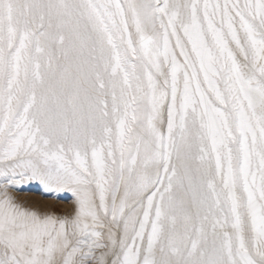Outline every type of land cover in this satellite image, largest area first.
Instances as JSON below:
<instances>
[{"label":"snow or ice","instance_id":"snow-or-ice-1","mask_svg":"<svg viewBox=\"0 0 264 264\" xmlns=\"http://www.w3.org/2000/svg\"><path fill=\"white\" fill-rule=\"evenodd\" d=\"M0 264H264V0H0Z\"/></svg>","mask_w":264,"mask_h":264},{"label":"rangeland","instance_id":"rangeland-1","mask_svg":"<svg viewBox=\"0 0 264 264\" xmlns=\"http://www.w3.org/2000/svg\"><path fill=\"white\" fill-rule=\"evenodd\" d=\"M18 188V198L30 206L48 208L57 214L71 207V194L49 192L36 181L25 182Z\"/></svg>","mask_w":264,"mask_h":264}]
</instances>
